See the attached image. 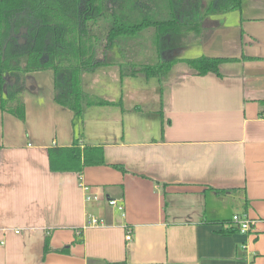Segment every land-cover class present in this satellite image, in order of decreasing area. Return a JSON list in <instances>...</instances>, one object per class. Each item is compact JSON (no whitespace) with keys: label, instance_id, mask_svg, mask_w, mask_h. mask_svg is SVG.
<instances>
[{"label":"crops","instance_id":"crops-1","mask_svg":"<svg viewBox=\"0 0 264 264\" xmlns=\"http://www.w3.org/2000/svg\"><path fill=\"white\" fill-rule=\"evenodd\" d=\"M203 27L168 51L182 61L162 83L116 64L84 73L111 104L82 121L56 103L55 71L27 74L25 120L0 107V264H264V0ZM201 55L233 60L194 75L183 60ZM81 132L106 163L51 171L48 149ZM235 213L248 232L214 220Z\"/></svg>","mask_w":264,"mask_h":264},{"label":"trees","instance_id":"trees-1","mask_svg":"<svg viewBox=\"0 0 264 264\" xmlns=\"http://www.w3.org/2000/svg\"><path fill=\"white\" fill-rule=\"evenodd\" d=\"M244 2L210 0L203 9L191 0H0V107L25 120L27 74L50 68L55 71L56 103L82 121L89 107L111 104L84 90V73L116 64L122 78L155 77L162 83L182 61L169 57L168 51L202 34L211 14L239 10ZM23 26L28 27V39L20 44L15 35ZM230 60L201 55L183 61L194 75H206L220 74L221 64ZM82 136L70 146L48 149L51 171L78 173L106 163L104 147L85 145ZM214 220L234 223L229 214ZM45 242L46 254L49 238Z\"/></svg>","mask_w":264,"mask_h":264},{"label":"built area","instance_id":"built-area-1","mask_svg":"<svg viewBox=\"0 0 264 264\" xmlns=\"http://www.w3.org/2000/svg\"><path fill=\"white\" fill-rule=\"evenodd\" d=\"M91 197H87V199H90ZM111 205H115L118 206L121 210L125 209V205L122 204V202L118 201L117 199H112L109 202ZM234 219V223L237 225L238 229L242 232V233H246L251 229L252 224L254 223L253 219H250L248 217V215H246L245 213H235L233 216ZM98 222V218L97 219H93L92 223L97 224ZM19 232V230H17ZM132 235L131 233H128L126 236L127 240H132Z\"/></svg>","mask_w":264,"mask_h":264},{"label":"rangeland","instance_id":"rangeland-1","mask_svg":"<svg viewBox=\"0 0 264 264\" xmlns=\"http://www.w3.org/2000/svg\"><path fill=\"white\" fill-rule=\"evenodd\" d=\"M209 1L210 0H191V3L193 2V5L195 6H197V5H201V7L204 9L207 5H208V3H209ZM193 6V7H194ZM193 7H192V9H193ZM202 10V9H201ZM203 11V10H202ZM187 68L186 66H185V64H178V66H177V68H176V70L178 69V68ZM175 68V67H174ZM175 71V70H174ZM155 81H157V80H150L149 82H155ZM158 82V81H157Z\"/></svg>","mask_w":264,"mask_h":264},{"label":"water","instance_id":"water-1","mask_svg":"<svg viewBox=\"0 0 264 264\" xmlns=\"http://www.w3.org/2000/svg\"><path fill=\"white\" fill-rule=\"evenodd\" d=\"M28 27L23 26L20 31L15 35V38L18 39V42L24 43V41H26L28 39Z\"/></svg>","mask_w":264,"mask_h":264}]
</instances>
